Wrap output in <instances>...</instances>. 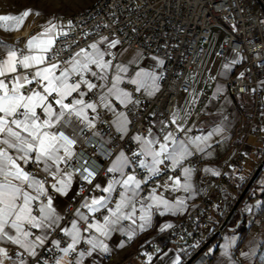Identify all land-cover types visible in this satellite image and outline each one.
I'll return each instance as SVG.
<instances>
[{
	"label": "built area",
	"instance_id": "built-area-1",
	"mask_svg": "<svg viewBox=\"0 0 264 264\" xmlns=\"http://www.w3.org/2000/svg\"><path fill=\"white\" fill-rule=\"evenodd\" d=\"M69 21L72 22L71 27H68V23L64 27L61 19L54 21L67 32L66 36H60L57 40L56 47L63 49L59 59L67 60L71 54L80 49L88 50L92 43L102 38H112L119 41V47L130 46L143 55L160 60L157 68L159 89L153 96H147L143 89L137 90L136 85L124 79L120 87L129 93L130 101L127 104L115 101L111 110L106 109L98 100L106 88V82L92 77L91 73L86 74V78L97 87L89 91L82 84L81 91L87 94L79 97L73 93V97L82 98L97 107L95 112L86 110L89 118H94L91 122L93 126H86L89 120L72 116L77 129L70 125L67 132L60 129L74 141L70 145L73 155L66 162H61L60 170L61 175L66 169L71 172L74 180L72 195L56 193L50 188L56 182L52 176L35 165L25 166L27 171L44 180L49 195L64 201V209L59 214L60 228L72 225L73 221L81 227L84 239L77 245L76 252L69 254V262L73 257L78 258L79 252L88 251L86 239L98 235L95 229L83 231L84 226L103 223L124 190L122 185H114L105 207L95 212L89 211L85 205L91 204L93 198H105L107 195L103 188H97L98 180L106 179L112 183L127 175H134L142 182L133 197L134 202L139 204L151 196L153 190L155 194L160 193L167 178L179 176L181 166L187 164L194 171L195 206L184 216L175 219L171 227L154 233L148 239L128 243L126 251L115 247L111 253L102 255V260L106 263L132 264L135 258L155 257L173 246L187 259L206 243L189 264H211L217 242L232 232L220 226L230 204L236 200L252 174L246 168L248 159L255 152L259 165L264 157V0H95L72 13ZM29 26L26 34H22V29L14 34L13 49H24L27 39L41 31L46 24L34 22ZM215 49L219 66L232 63L228 57L230 50L239 55V61L232 63L230 75L221 80L224 93L218 94L213 104L209 103V93L203 92L199 96L208 114L217 119L231 118L235 110L244 121L243 125H236L230 133L229 156L212 162L215 168L213 173L201 172L203 155L194 149L175 168L169 167V161L165 159L159 165L160 174L151 179H148L147 169L139 166L138 161L142 160V156L124 169L123 176L119 172H109L111 161L118 153L123 152L131 159L134 153L140 151V142L134 137H143L149 131L153 126L152 116L159 124L160 142L164 141L167 133H173L176 141L185 139L184 119ZM92 70L98 71L95 66H92ZM225 96L230 98V104L224 112L219 113L217 107ZM71 99L69 97V101ZM120 114L127 118L125 131H119L114 125V120ZM193 132L198 133L199 130L194 127ZM250 137L254 138L255 143L249 141ZM60 154L63 155V150ZM76 212L86 216L87 221L78 218ZM139 215V210H136L135 217ZM121 223L125 225L128 220ZM60 228L51 232L43 248L37 249V257L24 253L27 264H37V261L55 264L57 259L64 256L51 243V240L58 239L61 248L70 243V238L64 236ZM211 237L213 239L208 242ZM3 247L9 257L16 260V254L24 252L11 243L3 244ZM244 251V244L239 240L229 248L228 253L235 262L241 263ZM125 253H128L127 257H124Z\"/></svg>",
	"mask_w": 264,
	"mask_h": 264
},
{
	"label": "snow or ice",
	"instance_id": "snow-or-ice-1",
	"mask_svg": "<svg viewBox=\"0 0 264 264\" xmlns=\"http://www.w3.org/2000/svg\"><path fill=\"white\" fill-rule=\"evenodd\" d=\"M29 14L30 10H26L18 16H0V21L12 22L0 24V28L6 30L18 28ZM71 24L72 22L69 21L68 27H71ZM66 35L67 32L60 26L49 21L42 32L27 40L24 49L19 51L9 49L6 58L0 60V241L11 243L24 250L23 253L16 254L19 264H27L24 253L33 258L38 256L37 249L43 248L49 241L51 232L60 228L61 219L53 208V199L49 195V188L45 187L44 180L27 171L25 166L31 164L39 167L41 171L56 180L50 186L52 190L62 195L67 194L72 175L69 173L66 177L61 176L59 165L72 157L73 150L70 145L74 141L65 136L60 129L74 123L72 116L88 121L86 110L92 109L95 112L97 106L93 103H85L82 98L73 97V93H77L79 97L85 96L87 93L81 91L82 84L86 85L89 91L97 87L86 78V74L91 73L92 77L106 80L107 69L111 66V62L104 59L105 53L95 43L90 45L91 52L80 49L71 54L67 60L59 59L63 49L56 47L57 40L60 36ZM117 43L119 41H112L109 46L115 47ZM92 66L98 71H93ZM124 71L125 68L118 66V72ZM75 77L78 79H74ZM136 77L131 83L137 85V90L145 89L152 94L156 89L158 77L142 72L137 73ZM120 82L121 76L117 74L108 92L115 95L122 104H127L130 95L119 88ZM69 97H72L70 101ZM104 106L108 107L107 104ZM120 118H123V124L127 123V118L123 117V114H120L118 119ZM123 124H118L119 131L126 130ZM86 126L93 125L88 121ZM134 139L140 142V151L134 153L131 159L121 152L112 167L108 169L109 172H119L123 176L126 167L136 162L137 157L145 156L151 158V163H146L144 160H139L138 163L141 168L147 169L148 179H151L152 176L160 174L159 165L163 164L165 159L170 160L175 168L191 155L185 142H177L171 133L164 137L165 143H160L158 150L153 147L157 144L155 139H145L140 136ZM199 140L201 137H196L191 142L196 143ZM169 141L175 146L171 150L167 143ZM61 150L63 155L60 154ZM183 171L186 181L183 187L188 191L191 187L187 182L190 179L191 169L185 168ZM205 171L211 170L205 169ZM141 183L134 175L110 183L103 191H113L116 184L122 185L125 191L121 202L116 206V211L112 213L116 219L105 217L104 224L88 223L83 231L95 229L102 236H107L110 223H117L120 219H131V214L124 215L121 209L128 202L127 193L131 192L135 196ZM180 184V179L176 178L174 186ZM150 198L153 204L163 205L165 209L169 208L168 201L155 195V190ZM178 203L182 204L183 201ZM153 204H149L147 208L151 209ZM105 205L106 198L100 197L93 198L91 204L85 206L89 211L95 212ZM132 211L135 212L134 207ZM141 211L145 213L140 217L144 221L140 227L144 230V226L151 221V213L144 208ZM77 215L82 220L88 219L79 212ZM167 227L171 225H164V228ZM164 228H161V231ZM60 231L70 238V243L63 248L60 247L61 241L58 239L51 240V243L64 254L55 261V264H66L64 257L76 252L77 245L84 237L81 235V227L75 221L70 228H60ZM131 238L130 235L129 239ZM85 242L91 246V250L79 252V258L73 257L69 264H83L85 255L90 256L97 248L106 253L109 251L106 244L94 237L86 239ZM8 258V252L0 248V264H4V259ZM13 264H17L16 260H13ZM37 264H47V262L37 261ZM176 264H179L178 260Z\"/></svg>",
	"mask_w": 264,
	"mask_h": 264
},
{
	"label": "crops",
	"instance_id": "crops-1",
	"mask_svg": "<svg viewBox=\"0 0 264 264\" xmlns=\"http://www.w3.org/2000/svg\"><path fill=\"white\" fill-rule=\"evenodd\" d=\"M61 20L63 22V26L67 27L68 17L61 18ZM42 31L43 29L34 35H37ZM112 41L115 40L112 38H102L97 42H95L98 48L105 53L104 56L105 61L111 62L110 68L107 69V79L104 80L106 82V88L99 95L98 98L100 104L103 107H105L104 106L105 104L108 105V107L105 108L109 110L113 108L112 105L113 102L115 101L120 102V100H118L115 95H111L108 92L109 88L112 87L113 78L117 74L121 76V80L127 79L130 83L132 80L137 78L136 74L140 72L157 76L158 80L156 81V89L152 92V94H149V91L145 89H143V91L147 96H153L159 89V75L157 72V68L160 64V60L151 55H143L139 50L132 48L130 46L119 47L116 44L115 47H110L109 45ZM114 49L115 51H113ZM8 50L9 49L1 53L3 59L6 58ZM87 51L91 52L92 49L89 47ZM225 64L219 66V61L217 58L216 68L214 69L210 79H208L209 82L211 83V87L210 89L204 90L201 93L207 92L211 94V91L214 90L215 85L217 84L216 82L219 81L222 83L221 80L227 78L230 75L233 66L230 67L226 65L227 67H225ZM118 66L125 68L126 71L118 72ZM222 93L219 92V94ZM101 97H103V99H101ZM210 99H209V103L213 104L212 103L213 101L211 102ZM229 104H230V98L228 96H225L223 101L217 107L218 112L219 113L224 112L225 109L229 106ZM118 117L114 120V125L117 127L118 124H123V118L118 119ZM88 120L92 122L94 118H89L88 116ZM151 120L153 122V126L142 138L155 139L157 141V144H155L153 147L158 150L159 144L165 143V141L160 142L158 140L159 124L156 121L155 116H152ZM239 124L243 125L244 121L242 120V118L240 117L237 111L235 110L233 111L231 118L217 119L215 116L207 113L205 107L200 103L198 99L195 102V104L188 110L184 119L185 139L178 140L177 142L184 141L190 153L192 152V149L202 153L204 161L200 168L201 172L213 173L215 171V168L212 162L217 158L226 159L229 156L231 152L230 133L233 131L234 127ZM70 126L77 129V126L74 123L71 124ZM123 126L126 128V124H123ZM194 127L199 130L198 133L193 132ZM63 129L66 132L69 131L67 127H63ZM217 129H219V131H217ZM210 133L211 135H209ZM168 134L169 133H167L166 135ZM171 135L174 137L173 133H171ZM196 137H201V140L196 141V143H192L191 141L195 140ZM204 137H209V138L207 140H204L203 139ZM249 141L255 143L253 137H250ZM167 143L169 145V150L175 147L170 141ZM119 154L120 153H118L113 158L110 167H112L113 162L116 160ZM252 155L256 159L252 165L250 164L252 171H254L258 162V156L255 152H253L251 156ZM189 156H187V158ZM142 160H144L146 163L149 164L151 163L150 157L142 156ZM168 161H169V167L172 168L173 167L172 162L170 160ZM248 164L249 163L247 162L246 164L247 167ZM59 168L61 170V163L59 165ZM185 168L191 169L190 179L187 181L188 183H190L191 187L188 191H185L183 187V184L186 182L183 171ZM205 169H210L211 171H205ZM54 170L55 169H53V171ZM69 173L71 174V172L68 169H66L61 176L66 177L67 174ZM127 176L124 179H126ZM176 178L180 179L181 182L180 186H174V180ZM193 179H194V171L192 167L187 164L181 166L179 176H169L167 178V182L165 184L167 186H164L162 191L155 195L160 196L164 200L168 201L169 204L168 209H165L163 205L157 206L153 204V201L150 198L152 195L140 201L139 204H136L133 200L134 196L132 195L131 192H128L127 193L128 202L121 209V213L124 215L131 214L132 218L120 219L117 223L114 224L110 223L108 225L109 231L107 236H102L100 233L97 232L98 235L95 236L94 238L106 244L109 248V251L106 253L100 250L99 248H97L95 251H92V254L90 256L85 255V257L83 258V264H117L116 262L113 263L104 262L102 260V255L111 253L115 247L123 248V251H126L127 250L126 245L128 243H132L137 240L148 239L154 233L161 231V228H164V225L171 224L175 219L180 218L184 216L186 213H188L195 206L197 200V194L194 191ZM109 184L110 182H108L106 179H100L97 182V185H99V187L97 188L104 189L107 188ZM73 189H74V180L72 178L71 184L67 189L66 195H72ZM138 191L139 189L136 190V193H138ZM249 191L252 194V197L249 198L245 204H241L239 206V208L243 212V219H244L243 224L240 226L239 229L232 231L229 235L225 234L221 239H219L215 248L214 258L211 264H254L255 262H258L259 264H264V195H262V193L264 192V168L262 170L261 175L255 180V183H253V185L250 187ZM106 194L107 195L105 196V198L107 199L110 192H106ZM123 195H125L124 190L119 195L117 201L115 202L114 209L107 216L110 219L113 220L116 219V217L112 216V213L116 211V206L121 202V197ZM52 199H53V208H55L57 214L59 215L60 212L64 209V201L60 197H52ZM178 201H183V203L179 204ZM149 204H153V207L151 209L147 208ZM133 207L135 208V211L139 210L140 215L138 217H135V212L133 213L132 211ZM142 208H144L147 211H150L151 213V221L149 224H146L144 226V230H141L140 227L142 224H144V221L140 219V217L145 214L144 212L141 211ZM161 212H163L164 214L161 215L160 214ZM76 216L80 218V216L77 215V212H76ZM124 220H128V223L122 225L121 222ZM104 223L105 221L99 224H104ZM70 227L71 225L68 226L67 228ZM130 235L132 236L131 239H129ZM239 240H242L245 247V251L242 255V262L237 263V262L228 261V259L225 258V256L226 257L229 256L228 253L229 248L237 244ZM6 243L7 242L0 241V248L5 249L3 247V244ZM89 250H91L90 245L88 251ZM222 252H224L226 255L223 254L222 256L221 255ZM183 256L184 255L180 253L175 246H173L163 251L162 253L158 254L157 256H155L150 264H176L177 260L179 261V263L182 261ZM13 260L16 259H12L10 257L8 259H4V264H13ZM64 260L66 264H69L68 256L64 257ZM16 262L17 264H19L18 260H16Z\"/></svg>",
	"mask_w": 264,
	"mask_h": 264
},
{
	"label": "rangeland",
	"instance_id": "rangeland-1",
	"mask_svg": "<svg viewBox=\"0 0 264 264\" xmlns=\"http://www.w3.org/2000/svg\"><path fill=\"white\" fill-rule=\"evenodd\" d=\"M94 2H95V0H0V16H4V15L18 16V15H21L24 11L30 10L29 16L24 19V21L20 27L12 28L11 30H6L4 28H0V55L3 51L10 49V48H13V37H14V34L17 32V30L22 29V34H23V32L27 33L30 29V26H29L30 23L43 22L46 25L48 24L49 21H52L54 23V21L61 19V18H64V17H69L75 11H78V10L84 8L85 6H88ZM37 13H39V15H37ZM5 23L10 24L12 22L11 21H0V24H5ZM113 51H115V49ZM228 57L230 58V61L232 63L239 61L238 60L239 55H237L235 52H232L231 50L228 52ZM232 63H226L225 67H227V66L232 67ZM216 64H217V57H216V49H215L212 52L210 60L206 66L204 73H203L202 80L198 86L197 92H196V94L192 100L190 108L199 99V96H200L202 91L210 89L211 83L209 82L208 79H210L211 75L213 74V71L216 68ZM120 83H119V88L122 89L120 87ZM216 83L217 84L215 85L214 90L211 91V94H210V96H211L210 100H211V102L213 101L212 103L215 102V97L219 94V92L220 93L224 92L223 84L219 81H217ZM255 160L256 159L254 158L253 155L249 158L248 167L246 166L248 171H250V172L252 171L251 165L254 163ZM257 166H258V162H257L256 167ZM263 168H262V170H263ZM262 170H261V173H262ZM261 173H259L257 178L261 175ZM253 183H255V181ZM249 193H250V191L248 190V192L246 194L247 197H248ZM262 195H264V192L262 193ZM233 203L230 204V207L232 206ZM216 213H217V211L214 210L215 215H217ZM235 213L237 214L238 217L234 218V219L238 220L239 219V213L237 211ZM229 224L234 225L231 222H229ZM223 254L226 255L224 252H222L221 255L223 256ZM127 255H128V253H125L124 257H127ZM183 257L185 258V255ZM150 258L151 259H149V258L148 259L135 258V259H133L132 264H150L153 261L154 256H152ZM184 258L182 259V262L185 260ZM225 258H227L228 261L235 262L232 258H230V256H227V257L225 256ZM116 263L118 264V262H116Z\"/></svg>",
	"mask_w": 264,
	"mask_h": 264
},
{
	"label": "water",
	"instance_id": "water-1",
	"mask_svg": "<svg viewBox=\"0 0 264 264\" xmlns=\"http://www.w3.org/2000/svg\"><path fill=\"white\" fill-rule=\"evenodd\" d=\"M263 164H264V157L262 158L261 163L252 172L250 178L244 184V186H243L241 192L239 193L238 197L236 198V200L234 201V203L232 204V206L227 211V213H226V215H225V217H224V219H223V221L221 223V226H220L221 228L226 227L228 230L234 231L242 223V221H243V212L241 211V209L239 208V206L241 204H245L248 201L249 198L246 196V194H247L248 190L250 189V187L252 186V184L255 181V179L257 178V176L259 175L260 171L262 170ZM236 211L239 213V219L236 221V223L234 225H229L228 224L229 219L231 218V216ZM212 239H213V237H211L208 240V242L211 241ZM205 246H206V243L203 244L198 250H196L187 259H185L181 264H189Z\"/></svg>",
	"mask_w": 264,
	"mask_h": 264
},
{
	"label": "trees",
	"instance_id": "trees-1",
	"mask_svg": "<svg viewBox=\"0 0 264 264\" xmlns=\"http://www.w3.org/2000/svg\"><path fill=\"white\" fill-rule=\"evenodd\" d=\"M260 173H261V171H260ZM252 197V195L251 194H248V198H251ZM238 216H237V214L235 213L231 218H230V220H229V222H231V223H235L236 222V220L237 219H234V218H237ZM243 222H244V219H243V221H242V223L239 225V227L237 228V229H239L240 228V226L243 224ZM184 258V257H183ZM182 263V261L179 263V264H181Z\"/></svg>",
	"mask_w": 264,
	"mask_h": 264
},
{
	"label": "bare ground",
	"instance_id": "bare-ground-1",
	"mask_svg": "<svg viewBox=\"0 0 264 264\" xmlns=\"http://www.w3.org/2000/svg\"><path fill=\"white\" fill-rule=\"evenodd\" d=\"M23 34H26V32H23Z\"/></svg>",
	"mask_w": 264,
	"mask_h": 264
}]
</instances>
